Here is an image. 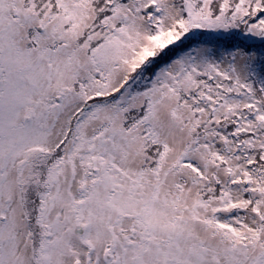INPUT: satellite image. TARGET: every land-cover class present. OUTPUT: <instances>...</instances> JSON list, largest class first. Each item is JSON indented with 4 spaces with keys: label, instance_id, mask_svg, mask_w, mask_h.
Masks as SVG:
<instances>
[{
    "label": "snow or ice",
    "instance_id": "1",
    "mask_svg": "<svg viewBox=\"0 0 264 264\" xmlns=\"http://www.w3.org/2000/svg\"><path fill=\"white\" fill-rule=\"evenodd\" d=\"M0 264H264V0H0Z\"/></svg>",
    "mask_w": 264,
    "mask_h": 264
}]
</instances>
